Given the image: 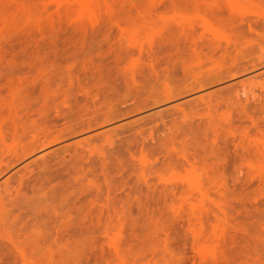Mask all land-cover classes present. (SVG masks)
<instances>
[{"label": "rangeland", "instance_id": "rangeland-1", "mask_svg": "<svg viewBox=\"0 0 264 264\" xmlns=\"http://www.w3.org/2000/svg\"><path fill=\"white\" fill-rule=\"evenodd\" d=\"M263 60L264 0H0V264H264Z\"/></svg>", "mask_w": 264, "mask_h": 264}, {"label": "bare ground", "instance_id": "bare-ground-1", "mask_svg": "<svg viewBox=\"0 0 264 264\" xmlns=\"http://www.w3.org/2000/svg\"><path fill=\"white\" fill-rule=\"evenodd\" d=\"M261 64H264V60H263L262 62L258 63V64L250 65L248 68H249V69H254V68H256L257 66H259V65H261ZM246 70H247V69H244L243 71H246ZM239 72H240V71H239ZM228 74H229V72H228ZM231 76H232V75H231ZM229 77H230V75H229ZM229 77H228V78H229ZM232 78H233V77H232ZM172 98H173V96L171 97V95H168V94H166V95L164 96V100H165V101H170ZM107 122H109L108 119L104 120L102 124H106ZM89 128H90V127H89ZM64 138H65L64 135H57V136H54L53 138H51L50 140L46 139L47 141H44V143H42L41 145H39V148H42V147L47 146V145H53V144H56V143L60 142L62 139H64ZM36 150H37V149H32V150L27 151V152H21V153L18 155V157H17L15 163L19 162L20 160H22V159H24V158H27V157L31 156ZM17 166H19V165H17ZM13 169H14V168H13ZM9 171H10V170H9ZM199 192H200V191H199ZM0 210H1V207H0Z\"/></svg>", "mask_w": 264, "mask_h": 264}]
</instances>
